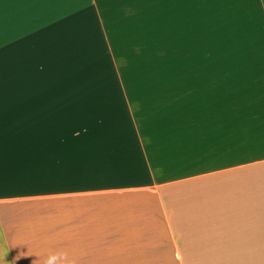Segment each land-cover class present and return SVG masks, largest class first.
Masks as SVG:
<instances>
[{
  "label": "crops",
  "instance_id": "crops-1",
  "mask_svg": "<svg viewBox=\"0 0 264 264\" xmlns=\"http://www.w3.org/2000/svg\"><path fill=\"white\" fill-rule=\"evenodd\" d=\"M28 9L0 0V264H264V47L75 85Z\"/></svg>",
  "mask_w": 264,
  "mask_h": 264
},
{
  "label": "rangeland",
  "instance_id": "rangeland-1",
  "mask_svg": "<svg viewBox=\"0 0 264 264\" xmlns=\"http://www.w3.org/2000/svg\"><path fill=\"white\" fill-rule=\"evenodd\" d=\"M54 2L59 69L75 85L129 84L194 68L207 54L264 47V0H26L27 16Z\"/></svg>",
  "mask_w": 264,
  "mask_h": 264
},
{
  "label": "clouds",
  "instance_id": "clouds-1",
  "mask_svg": "<svg viewBox=\"0 0 264 264\" xmlns=\"http://www.w3.org/2000/svg\"><path fill=\"white\" fill-rule=\"evenodd\" d=\"M44 264H72L67 253H55L47 257Z\"/></svg>",
  "mask_w": 264,
  "mask_h": 264
}]
</instances>
